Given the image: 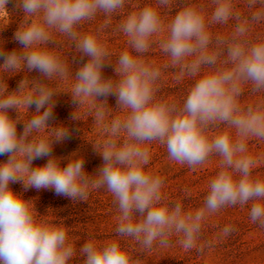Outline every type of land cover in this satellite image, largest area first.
Segmentation results:
<instances>
[{"label": "clouds", "instance_id": "obj_1", "mask_svg": "<svg viewBox=\"0 0 264 264\" xmlns=\"http://www.w3.org/2000/svg\"><path fill=\"white\" fill-rule=\"evenodd\" d=\"M13 13L11 40L0 36V264H141L138 255L173 243L221 264L216 247L237 228L208 237L212 217L239 207L264 230V152L254 151L264 145V0H0V33ZM110 33L124 38L119 53ZM9 42L16 47L6 50ZM157 47L162 62L152 57ZM168 72L188 82L179 97L163 91ZM61 94L71 97V120L91 118L88 142L102 158L92 174L79 149L53 153L71 139L54 115ZM153 144L191 170L214 162L199 206L184 202L188 189L175 198L165 191ZM30 188L73 203L106 190L112 233H90L77 248L66 218L23 198Z\"/></svg>", "mask_w": 264, "mask_h": 264}, {"label": "rangeland", "instance_id": "obj_2", "mask_svg": "<svg viewBox=\"0 0 264 264\" xmlns=\"http://www.w3.org/2000/svg\"><path fill=\"white\" fill-rule=\"evenodd\" d=\"M10 9L12 5L8 6ZM20 14L13 13L9 24L5 30L0 33L3 38L11 40L13 32L17 28V22ZM113 20L112 23H116ZM109 46L113 53H119L124 47V38L119 35L109 34ZM16 45L9 42L5 45L6 50H11ZM153 59L158 62L163 61L159 48H155L152 53ZM105 76H112V70L105 69ZM35 75V73L31 74ZM22 78L18 74L8 80L10 89L16 86V82ZM188 85L187 81L177 82L174 75L168 72L165 76L163 91L169 96H181ZM57 106L54 109L56 123H62L71 132V139L53 146V153L58 157H64L71 152L80 150L85 159L84 169L92 174L102 164V158L94 151L91 143L88 141L96 138L95 129L91 125V118H85L84 121L71 120L70 114L73 111L71 97L67 94H61L57 97ZM109 106H115L114 98H109ZM22 125H18V132ZM152 154V166L158 168L166 179L165 191L172 197H183V190L188 189L189 197L184 201L187 205L197 207L202 202L206 194L207 184L215 173L214 162L197 167L195 170L189 169L167 158L166 149L159 144L150 146ZM254 151L264 152V145L255 148ZM5 158L0 157V162ZM45 160L33 161V167L43 166ZM66 161H62V166ZM14 192L22 191V184H11ZM24 199H32L35 207L40 214L52 212L59 217H64L66 226L69 229V235L76 240V247L79 248L92 233L98 238L106 239L112 233L115 224L116 211L112 204V197L106 190L100 189L91 192L85 202L73 203L70 199L57 196L54 190L30 188L23 193ZM232 223L237 228L224 242L216 247V254L221 260V264H228L231 258V264H264V230L258 229L248 220L247 209L241 210L239 207L229 208L221 214L212 217L205 228V234L211 237L218 227ZM141 264H204V258L198 256L195 251L185 252L178 244L173 243L172 247L167 249L156 248L151 253L138 255ZM83 257L74 258L72 264H82Z\"/></svg>", "mask_w": 264, "mask_h": 264}]
</instances>
